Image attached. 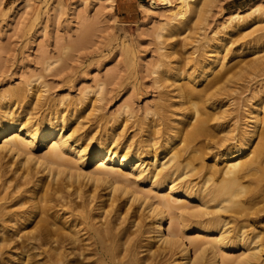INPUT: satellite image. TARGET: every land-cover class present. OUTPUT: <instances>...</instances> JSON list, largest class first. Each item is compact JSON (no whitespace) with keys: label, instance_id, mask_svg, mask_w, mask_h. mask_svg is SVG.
Returning <instances> with one entry per match:
<instances>
[{"label":"bare ground","instance_id":"obj_1","mask_svg":"<svg viewBox=\"0 0 264 264\" xmlns=\"http://www.w3.org/2000/svg\"><path fill=\"white\" fill-rule=\"evenodd\" d=\"M148 2V10L155 8L156 0ZM159 4L163 26L179 35L201 9L194 0ZM224 41L215 44L211 61L198 62L200 78L192 70L180 73L177 65L155 71L157 86L174 87L161 104H178L180 111L149 110L142 138L128 143L119 138L131 116L128 105L110 125L93 121L100 131L89 137L69 124L82 104L51 97L46 84L31 80L0 90V264L17 255L24 264L34 257V264H259L264 229L252 221L264 212V99L254 93L246 100L247 120L223 108L237 84L233 74L237 80L242 75L236 72L245 71L227 66V54L219 53ZM174 52L171 46L165 55ZM214 149L212 160L223 158L222 166L203 163ZM148 156L154 163L146 162ZM195 170L199 182L178 180ZM131 175L143 176L152 189L144 191ZM161 186L169 193L158 195ZM172 192L185 202L176 203ZM231 222L240 225L229 234ZM246 226L253 227L250 237ZM190 227L212 238L189 237ZM232 243L253 246L233 257L223 250Z\"/></svg>","mask_w":264,"mask_h":264},{"label":"rangeland","instance_id":"obj_2","mask_svg":"<svg viewBox=\"0 0 264 264\" xmlns=\"http://www.w3.org/2000/svg\"><path fill=\"white\" fill-rule=\"evenodd\" d=\"M149 6L148 0H0V90L31 80L46 84L49 88L46 94L51 97L64 96L82 104L84 109L78 112V120L72 119L69 124L77 126L76 134L89 137L96 136L108 121L111 120L110 125L115 117L121 118L123 115L119 113L128 105L131 116L126 125L119 128V138L122 143H128L132 138L133 141L142 138L140 127L149 110L153 113L159 105L167 111H180L178 104L170 107L161 104L162 96L174 87L157 86L155 71H162L166 65H177L182 68L180 73L192 70L200 78L198 62L211 61L217 54L215 44L219 38L226 37L219 53L227 54L224 59L227 66L238 65L235 69L244 67L245 71L236 72L242 79L238 76L235 80L233 74L237 84L232 85L231 100L223 108L235 110L234 113L239 110L243 120H247L246 100L254 93L264 99V0H194L193 7L196 11L201 7L202 12L192 14L181 35L163 26L164 17L160 13L164 8L159 0L155 8L148 10ZM237 13L242 17L231 22L230 18ZM236 22L239 26L230 30ZM171 46L175 52L165 55ZM171 76L174 77L169 73L164 76L169 78L167 82L171 81ZM178 101L174 99L175 103ZM96 119H100L97 130L96 125H92ZM222 129L215 127L216 131ZM214 151L205 152L203 163L222 166L223 158L212 160ZM145 160L154 163L152 157ZM201 167L203 169V165ZM194 172L178 180L195 184L200 181L201 171ZM129 177L144 191L152 189L143 176ZM167 193V186H161L158 195ZM172 194L173 199L179 196L176 203L185 202L182 193ZM189 202L195 205L197 199L190 198ZM132 207L135 208V204ZM261 214L262 219L252 222L255 227L264 229V212ZM239 225L233 222L227 225L231 230L229 234ZM252 228L246 226L244 235L250 237ZM186 232L189 237L212 238L198 234L194 227ZM247 246L252 247L253 243L238 247L232 243L223 249L224 254L236 257ZM13 258L7 264H24L18 255ZM38 259L34 257L31 263ZM256 262L264 263V250Z\"/></svg>","mask_w":264,"mask_h":264}]
</instances>
